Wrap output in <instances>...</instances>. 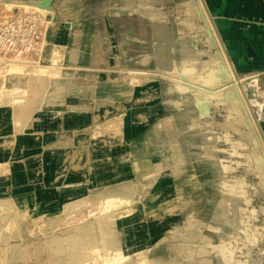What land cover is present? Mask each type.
Returning <instances> with one entry per match:
<instances>
[{"label":"rangeland","instance_id":"374dc122","mask_svg":"<svg viewBox=\"0 0 264 264\" xmlns=\"http://www.w3.org/2000/svg\"><path fill=\"white\" fill-rule=\"evenodd\" d=\"M42 1L0 0V264H264L262 98L204 1Z\"/></svg>","mask_w":264,"mask_h":264},{"label":"crops","instance_id":"0c3cea01","mask_svg":"<svg viewBox=\"0 0 264 264\" xmlns=\"http://www.w3.org/2000/svg\"><path fill=\"white\" fill-rule=\"evenodd\" d=\"M237 76L258 82L264 129V0H203Z\"/></svg>","mask_w":264,"mask_h":264},{"label":"bare ground","instance_id":"6f19581e","mask_svg":"<svg viewBox=\"0 0 264 264\" xmlns=\"http://www.w3.org/2000/svg\"><path fill=\"white\" fill-rule=\"evenodd\" d=\"M118 1H119V0H118ZM113 2H114V1H113ZM119 2H120V1H119ZM114 3H115V2H114ZM117 3H118V2H117ZM123 3H124V2H123ZM115 4H116V3H115ZM121 4H122V3H121ZM117 5H118V4H117ZM165 9H166V8H165ZM166 10H167V9H166ZM142 11H143V10H142ZM169 11H170V10H169ZM143 12H144V11H143ZM153 12H154V11H153ZM167 12H168V11H167ZM163 13H165V12H163ZM143 14L146 15L145 13H143ZM143 14H142V15H143ZM149 14H150V13H149ZM170 14H171V13H170ZM165 15H166V13H165ZM147 16H148V15H147ZM166 16H167V15H166ZM155 17H156V16H155ZM162 19H163V18H162ZM160 20H161V19H160ZM106 24H107V23H106ZM168 24H169V23H168ZM101 25H102V24H101ZM116 25H117V24H116ZM158 25H159V24H158ZM103 27H105V26H103ZM73 28H76V27L73 26ZM77 28H78V27H77ZM95 28H96V27H95ZM127 28H128V26H127ZM127 28H125V29H127ZM156 28H157V27H156ZM80 31H81V30H80ZM91 31H92V30H91ZM103 31H104V28H103ZM74 32H75V31H74ZM92 32H93V31H92ZM96 32H98V30H97ZM106 32H107V31H106ZM106 32H105V33H106ZM114 32H115V31H114ZM116 32H117V31H116ZM132 32H133L132 28L129 27V28L125 31V35L130 36V35H132ZM138 32H139V31H138ZM101 33H102V32H101ZM119 33H120V32H119ZM90 34H91V33H90ZM114 34H115V33H114ZM123 34H124V33H123ZM92 36H93V35H92ZM95 36H97V35H95ZM115 36H116V35H115ZM103 37H104V36H103ZM106 37H107V36H106ZM109 37H110V36H109ZM92 38H95V37H92ZM97 38H98V37H97ZM111 38H112V37H111ZM159 38H160V40L163 39L161 32H160V34H159ZM79 39H80V38H79ZM79 39H78V40H79ZM126 39H127V38H126ZM104 40H105V39H104ZM111 41H112V40H111ZM96 42H97V41H96ZM146 50H147V49H146ZM149 50H150V49H149ZM151 50H152V48H151ZM153 51H154V50H153ZM159 51H161V50H159ZM150 53H152V52H150ZM148 54H149V53H148ZM219 56H220V54H219ZM141 58H142V57H141ZM217 61H218V60H217ZM212 63L214 64V63H216V61H211V66H212V68H213V69H216V68H214V66L216 67V65H215V64L213 65ZM212 68H210V69L212 70ZM217 68H218V67H217ZM216 70H217V69H216ZM217 71H218V73H219L220 75H222V76H226V77H227V74H226V73H227V72H226V71H227V67H226V65H225L224 63H222V64L219 66V69H218ZM211 72H212V71H211ZM216 73H217V72H216ZM213 76H214V75H213ZM217 78H218V77H217ZM230 78H231V77H230ZM238 78H239V77H238ZM213 79L215 80L214 77H213ZM225 79H226V78H225ZM225 79H224V80H225ZM214 80H213V81H214ZM217 80H218V79H217ZM236 80H237V79H236ZM221 81H223V80H221ZM238 81L241 82L242 80L238 79ZM222 84H223V82H222ZM217 85H218V84H217ZM229 97H233V96L231 95V96H229ZM229 97H228V98H229ZM234 99H235V98H234ZM255 99H256V98H255ZM231 100H232V99H231ZM233 101H234V100H233ZM235 101H236V100H235ZM231 102H232V101H231ZM234 103H235V102H234ZM237 113H238V112H237ZM240 121L244 122L243 120H240ZM164 124H165V125H164L165 127H169V121H168V120H164ZM180 126H181V124H180ZM246 127H247V124H246ZM151 134H152L153 136H157V137H158V136L161 135V131L158 130V129H155V128H154V129L151 130ZM245 135H246V134H245ZM247 138H248V137H247ZM171 147L176 148V143H175L174 141L171 142ZM142 165H143V164H141V162H140V164H138L137 169H138L139 172H141V171L143 170ZM262 182H264V181H262ZM262 182H261V183H262ZM246 185L253 186L255 190L257 189V185H256V184H253L252 182L247 181V182H246ZM120 189H123V188L120 187ZM120 189H119V190H120ZM119 192H121V191H119ZM123 192H125V190H123ZM127 192H128V191H127ZM127 192H126V193H127ZM118 194H119V193H118ZM122 194H124V193H122ZM127 194H128V193H127ZM125 195H126V194H125ZM164 211H165V210H164ZM103 215H104V214H103ZM105 217H106V216H105ZM105 217H104V218L102 217V218L105 220ZM103 219H102V222H103ZM155 219H156V218H155ZM100 220H101V219H100ZM104 222H105V221H104ZM106 222H107V221H106ZM102 224H104V223H102ZM103 226H104V225H103ZM105 226H107V223H106ZM220 226H221V225H220ZM102 229H103V228H102ZM188 233H189V232H188ZM188 233H187V234H188ZM190 234H191V233H190ZM72 236H74V235H72ZM74 238H75V237H74ZM100 243H101V242H100ZM118 243H119V242H118ZM71 244H72V243H71ZM78 244H80V243H78ZM76 245H77V244H76ZM72 246H73V245H71V248H72ZM74 246H75V245H74ZM89 246H90V245H89ZM89 246H87V247H88V250H90L89 248H90L92 245H91L90 247H89ZM93 246H94V245H93ZM95 246H96V245H95ZM121 247H122V246H121ZM91 248H92V247H91ZM72 249L75 250V248H72ZM72 249H71V250H72ZM76 250H77V249H76ZM76 250H75V251H76ZM79 250H80V252H81V249H79ZM77 251H78V250H77ZM90 251H91V250H90ZM105 251H106V250H105ZM87 253H88V252H87ZM89 253H90V252H89ZM73 254H74L75 256H77V257H79V255H80V254H79V251H78V252H75V253H73ZM73 254H72V255H73ZM91 254H92V252H91ZM105 254H106V253H105ZM82 255H83V254H82ZM85 255H86V254H85ZM75 256H73V258H74ZM117 256H118V255H117ZM79 260H80V259H79ZM150 260H151V259H150ZM143 264H144V263H143ZM146 264H147V263H146Z\"/></svg>","mask_w":264,"mask_h":264},{"label":"water","instance_id":"95a60500","mask_svg":"<svg viewBox=\"0 0 264 264\" xmlns=\"http://www.w3.org/2000/svg\"><path fill=\"white\" fill-rule=\"evenodd\" d=\"M50 2H51V0H43V1L40 3V7H43V8H49V7H50Z\"/></svg>","mask_w":264,"mask_h":264}]
</instances>
